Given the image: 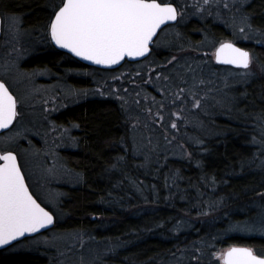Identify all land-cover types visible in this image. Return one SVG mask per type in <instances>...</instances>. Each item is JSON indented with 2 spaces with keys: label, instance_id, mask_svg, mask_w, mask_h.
<instances>
[{
  "label": "trees",
  "instance_id": "trees-1",
  "mask_svg": "<svg viewBox=\"0 0 264 264\" xmlns=\"http://www.w3.org/2000/svg\"><path fill=\"white\" fill-rule=\"evenodd\" d=\"M164 2L180 8L177 0ZM53 3V0H0L2 19L10 14L20 17L32 39L44 42V47L26 61L28 70L46 67L58 72L61 68L62 54L47 49L51 44L47 25ZM218 8L219 17L209 13L203 19L192 18L179 26L178 33L193 41L203 34L216 42L235 41L253 55L258 54L264 64V46L254 41H236L233 28L228 26L232 18L242 21L247 17L245 26L249 31L264 37V0H248L231 10L221 5ZM155 56L154 47L149 58ZM71 60L70 57L67 67L72 71L88 70ZM89 70L100 75L116 72ZM78 82L86 84L84 80ZM230 95L234 101L226 99L224 109L215 107L212 111L213 116L207 122L211 134L198 132L189 147L190 155L183 159L166 158L158 152L149 158L137 156L129 117L112 99L89 100L56 116L58 124L78 126L75 134L78 148L63 151V155L67 167L79 179L76 184L62 188L66 194L61 202L65 222L62 224L54 214L57 224L44 236L75 231L83 233L92 243H111L110 255L99 264H161L193 242L205 246L208 243L204 241H213L208 226L220 224L217 227L220 230L225 222L240 221L244 216L253 218L250 213L255 202L264 207V170L259 172L254 160L264 130V72L235 87ZM141 188L145 189L143 193ZM145 203L148 205L144 206ZM185 217L198 222L189 232H173L174 224ZM218 244L226 248L248 246L264 255L262 236L235 234L220 239ZM14 248L0 251V264H54L52 259L56 260L52 251Z\"/></svg>",
  "mask_w": 264,
  "mask_h": 264
},
{
  "label": "rangeland",
  "instance_id": "rangeland-1",
  "mask_svg": "<svg viewBox=\"0 0 264 264\" xmlns=\"http://www.w3.org/2000/svg\"><path fill=\"white\" fill-rule=\"evenodd\" d=\"M177 1L180 2L179 9L182 13L180 20L178 24L162 31L158 43L154 46L155 57L132 66L124 65L114 73L103 75L90 70L72 71L69 68L62 73L47 68L26 69V61L44 47V42L32 39L24 29L20 17L11 14L4 17L0 45V80L4 81L17 97L20 116L16 125L0 136V152L10 150L18 155L32 192L59 217L62 224L66 219L61 210V202L66 196L62 188L76 184L79 179L78 175L67 167L63 151L78 148L73 134L78 126L56 123L54 119L57 114L67 107L89 100L112 99L119 103L129 117L131 140L137 156L149 158L151 154L158 152L166 158L183 159L190 155L189 147L196 141L198 132L203 135L211 134L207 122H210V117L213 116V109H224L227 106L226 99L234 101L230 92L235 87L246 84L254 76L264 72V64L260 62L262 58L256 53H251L253 59L249 70L221 67L215 63L213 53L219 43L224 41L216 42L217 40L208 34H203L198 41H193L181 37L178 33L179 26L192 18L203 19L204 15L208 16L209 13H214L213 17H219L221 10L218 6L223 7L227 3L226 9L231 10V7L233 9L248 0H209L208 4H205L204 0ZM12 18H16L18 24L13 25ZM228 26L233 28L236 41H254L255 44L264 46V37L250 32L242 21L232 18ZM240 27H244L243 33L239 31ZM172 56H176L180 64H191L196 69L197 77L206 81L200 90V95L205 97L201 106L193 108L191 100H188L183 105L179 119L172 115V112L178 110L172 104V98L161 95L156 86L147 82L155 81L157 74H170L172 66L167 64V60ZM204 61L207 63H203ZM162 65L164 67H161ZM246 72L250 74L246 75ZM78 80H84L86 84L81 85ZM155 83L159 86L164 82L161 80ZM161 102L164 105L162 109ZM158 111L163 115V121L157 119ZM173 120L177 124L175 129L170 126ZM10 137L14 139L9 140ZM254 160L256 169H259V172L260 169L264 170V130L261 132ZM143 189H140L141 193L145 191ZM147 205L148 203L144 204ZM252 209L254 210L250 214L253 218L244 216L240 221L225 222L220 230L217 229L220 224L208 226V229L212 230L208 235L213 241H204L203 243H208L205 246L193 242L182 251L167 257L161 264H217L213 253L226 249L216 245L220 239L235 234L264 237L259 231H234L231 228L243 222L258 221L264 213V207L256 201ZM197 222L185 217L174 224L172 231L189 232ZM111 248V243L95 244L87 240L81 232L65 231L52 232L48 236L43 234L26 244L20 242L13 250L52 251L56 258L52 260L56 264H99L110 255Z\"/></svg>",
  "mask_w": 264,
  "mask_h": 264
},
{
  "label": "snow or ice",
  "instance_id": "snow-or-ice-1",
  "mask_svg": "<svg viewBox=\"0 0 264 264\" xmlns=\"http://www.w3.org/2000/svg\"><path fill=\"white\" fill-rule=\"evenodd\" d=\"M204 3L208 4L209 0ZM224 7L227 8L228 4L225 3ZM181 14L176 6L164 0H60L52 4L47 31L51 42L58 48L95 65L110 67L122 61L147 58L152 46L158 43V32L164 30L162 26L177 21ZM242 23H247V17L242 18ZM12 24H18V20L12 18ZM239 31L243 33L244 27ZM213 55L218 64L244 70L250 69L253 59L249 51L231 42H220ZM167 64L172 66L170 74H157L155 78V81L162 80V85L157 86L152 80L147 82L156 86L161 95L172 98V104L178 109L172 115L179 119L188 100L193 108L201 106L205 97L200 95V90L206 81L197 77L191 64H180L176 56L167 60ZM163 106L161 102V109ZM17 116V99L0 81V129L9 128ZM156 117L160 121L164 119L160 111ZM170 126L177 128L174 120ZM53 223V213L41 206L29 191L17 155L10 150L0 152V247L38 233ZM231 228L264 234V213L258 221L243 222ZM213 256L217 264H264V255L257 254L250 247L229 246L214 252Z\"/></svg>",
  "mask_w": 264,
  "mask_h": 264
},
{
  "label": "water",
  "instance_id": "water-1",
  "mask_svg": "<svg viewBox=\"0 0 264 264\" xmlns=\"http://www.w3.org/2000/svg\"><path fill=\"white\" fill-rule=\"evenodd\" d=\"M174 6H176L174 3H172ZM177 7V6H176ZM178 8V7H177ZM178 11H179V9H178ZM179 17L180 16H178V18H177V21H175V22H169L167 25H164V26H162V29H165V28H167V27H169V26H173V25H176L178 22H179ZM162 33V31L161 32H158V37L160 36V34ZM2 36H3V19H2V16H1V13H0V45H1V40H2ZM154 39H156V38H154ZM224 42H231V43H233V44H235L237 47H240V48H242V49H244V50H247V51H249L248 49H246L245 47H242L241 45H239V44H237V43H235V42H232V41H224ZM52 43V42H51ZM52 45L55 47V48H57L58 50H60V51H62V52H65V53H67V54H69V55H71L72 57H74L75 59H77L78 61H80L81 63H83V64H85V65H88V66H91V67H96V68H99V69H101V70H106V71H114V70H118V69H120L123 65H125L126 63H138V62H142V61H144V60H146L147 58H149L150 56H151V54H152V52H153V50H152V52L149 54V56L147 57V58H138V59H136V60H127V61H122L121 62V64H119V65H113V66H104V65H95V64H93V63H91L90 61H85V60H82L81 58H79V57H75V56H73L72 54H70V53H68L67 52V50H65V49H60V48H58L54 43H52ZM155 45V44H154ZM154 45L152 46V48H154ZM219 46V45H218ZM250 52V51H249ZM250 54H251V52H250ZM252 56V55H251ZM214 60H215V58H214ZM215 63H216V61H215ZM218 66H221V67H230V68H234V69H241V68H237V67H235V66H233V65H224V64H218V63H216ZM0 81H2V80H0ZM4 82V81H3ZM5 83V82H4ZM6 84V83H5ZM6 86H7V84H6ZM8 87V86H7ZM9 88V87H8ZM9 91L11 92V90L9 89ZM12 93V92H11ZM13 94V93H12ZM14 95V94H13ZM15 96V95H14ZM14 123H15V121L13 122V124L11 125V126H9V128H7V129H0V136L1 135H3V134H5L6 132H8V131H10L11 129H12V127H13V125H14ZM13 152V151H12ZM14 154H16L15 152H13ZM17 155V154H16ZM17 158H18V162L20 163V161H19V157H18V155H17ZM21 165V164H20ZM22 168V167H21ZM23 171V170H22ZM24 173V172H23ZM25 175V174H24ZM25 180H26V177H25ZM26 183L28 184V182H27V180H26ZM28 186H29V184H28ZM29 191L33 194V196H34V198H36L37 199V201L40 203V201L38 200V198L34 195V193L32 192V190H31V188H30V186H29ZM41 206H43V207H46L45 205H43L42 203H41ZM47 208V207H46ZM48 209V208H47ZM49 211H51L50 209H48ZM52 212V211H51ZM53 213V212H52ZM53 216H54V223H53V225H51V226H49L48 228H46V229H42L40 232H38V233H34V234H31V235H26L25 237H22V238H19L17 241H13L11 244H9V245H6V246H3V247H0V251H3V250H5V249H8V248H11V247H13V246H15L16 244H18V243H20V242H22V241H24V240H26V239H29V238H34V237H37V236H39V235H42V234H44V233H46V232H48V231H51L55 226H56V224H57V218H56V216L54 215V213H53ZM234 246H238V247H248V246H241V245H234ZM251 248V247H250Z\"/></svg>",
  "mask_w": 264,
  "mask_h": 264
},
{
  "label": "flooded vegetation",
  "instance_id": "flooded-vegetation-1",
  "mask_svg": "<svg viewBox=\"0 0 264 264\" xmlns=\"http://www.w3.org/2000/svg\"><path fill=\"white\" fill-rule=\"evenodd\" d=\"M179 9V8H178ZM180 11V10H179ZM49 39H50V36H49ZM50 43H51V40H50ZM52 48L54 49V50H56L57 52H60L61 54H62V56H61V62H60V66H61V68L59 69V71H61V73L64 71V70H67L68 69V62H69V59H70V57L72 58V62L74 63V62H76V63H79L82 67H86V69H94V70H99V68H96V67H91V66H88V65H85V64H83V63H81L80 61H78L77 59H75L74 57H72L71 55H69V54H67V53H65V52H62V51H60V50H58L57 48H55L53 45H52V43L50 44V46L47 48L48 49V51L49 50H52ZM154 49V48H153ZM46 68V67H45ZM95 73H97V72H95ZM16 97V96H15ZM16 99H17V97H16ZM99 99V98H98ZM74 107H78V105H74V106H71V107H67V108H65L64 109V111H62V112H60L59 114H57L56 116H59V115H61L62 113H64V112H66L68 109H70V108H74ZM17 111H18V116H17V118H16V120H15V123H14V125H13V127L16 125V123L18 122V119H19V114H20V107H19V103H18V99H17ZM62 125H71V124H68V123H66V124H62ZM12 127V128H13ZM78 131V129L76 130V131H74V137H75V134H76V132ZM19 161H20V158H19ZM20 164H21V161H20ZM36 196V195H35ZM37 197V196H36ZM38 198V197H37ZM38 200L40 201V203H42V201L38 198ZM43 204V203H42ZM44 205V204H43Z\"/></svg>",
  "mask_w": 264,
  "mask_h": 264
}]
</instances>
